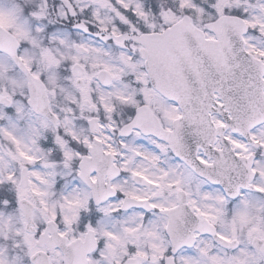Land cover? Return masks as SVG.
<instances>
[{
	"label": "snow or ice",
	"instance_id": "1",
	"mask_svg": "<svg viewBox=\"0 0 264 264\" xmlns=\"http://www.w3.org/2000/svg\"><path fill=\"white\" fill-rule=\"evenodd\" d=\"M0 264H264V0H0Z\"/></svg>",
	"mask_w": 264,
	"mask_h": 264
}]
</instances>
